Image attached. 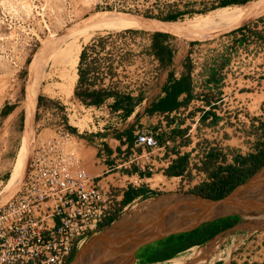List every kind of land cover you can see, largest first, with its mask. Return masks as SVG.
Listing matches in <instances>:
<instances>
[{
  "label": "crops",
  "instance_id": "1",
  "mask_svg": "<svg viewBox=\"0 0 264 264\" xmlns=\"http://www.w3.org/2000/svg\"><path fill=\"white\" fill-rule=\"evenodd\" d=\"M148 34L152 37L153 33ZM169 35L166 34V43L171 47L174 44ZM232 48L236 53H228ZM87 51L83 47L80 52L72 94L80 88L89 92L101 90L104 98L94 106L110 104L122 122L120 126H100L102 121L95 113L87 123V133L81 135L73 127L70 130L78 134L84 169L100 186L118 190L120 208L155 196L160 190L190 186L192 193L202 183L213 180L211 172L217 167L235 164L236 157L255 151L261 139L257 125L264 121V77L253 75L255 70L247 66L246 56L264 55V18L236 26L218 42L171 49V60L159 68L158 76L143 89L129 93L122 92V82L117 86L114 82L112 70L117 63H112L105 53L94 57L95 54L88 56ZM120 64L125 65L122 61ZM183 75L188 76L189 88L178 95V106L154 109L165 96L164 86ZM42 107L48 109L47 100ZM12 113L13 109L4 110L5 116ZM32 119L33 116L29 126L24 120V129L32 124L33 132ZM11 129L13 126H8ZM140 129L155 135L156 148L134 145ZM212 152L216 158L210 160ZM132 153L138 159L125 163ZM154 181L158 183L153 185ZM234 225L217 233H226L220 243L208 240L200 248L180 247L164 260L193 249L191 257L183 259L185 264H264V230L248 234L241 230L234 235L239 229ZM164 240L138 250L135 261H140L138 252L149 253Z\"/></svg>",
  "mask_w": 264,
  "mask_h": 264
},
{
  "label": "rangeland",
  "instance_id": "2",
  "mask_svg": "<svg viewBox=\"0 0 264 264\" xmlns=\"http://www.w3.org/2000/svg\"><path fill=\"white\" fill-rule=\"evenodd\" d=\"M214 2L215 0H0V205L19 188L24 173L13 190L11 189L13 184L6 185L9 177L17 169L19 172L24 162L27 164L39 138L51 133L49 127L64 122L66 126L77 128L82 132L81 135H84L87 133V123L92 119L90 111L83 110L77 105L73 106L72 100L77 98L72 93L46 95L45 99L41 89L50 81L43 73L42 62L50 58L48 56L50 52L41 51L46 45H65L68 49L75 50L77 66L72 80L74 86L78 74V59L83 47L88 48L86 54L89 56L95 54L94 57L104 52L102 48L105 45L109 47L107 51L111 50L113 53L126 49L127 60H134L136 52L132 50L133 46L109 45L108 41L103 39L104 36L121 34L125 30L151 33L164 31L163 33L170 34L169 39L174 44L171 49H185L203 43L218 42L222 36L229 35L235 30L236 26L264 18V2H258L253 4L247 15L233 23L227 20L202 23L211 11L237 13L239 6L242 5L229 4L211 9L215 5ZM146 12L161 16L170 12H182V15L173 21L164 22L146 16ZM92 39H95L94 46L90 45ZM263 64L264 57L261 56L256 60L253 75L264 77ZM30 85L39 86V89L38 94H34L31 109L28 110L25 109L24 97ZM46 100L48 109L42 107ZM11 109H13L12 115L5 116L4 110ZM31 116H33V132L32 124L29 129L28 127L24 129V120L27 122L25 126H29ZM8 126H13L14 129L8 130ZM78 154L82 157V148H79ZM25 169L24 167V172ZM157 183L154 181L153 185ZM178 193H190V186L172 191L160 190L155 196L150 197L148 203ZM239 217V221L234 225L239 229L234 235L242 228L253 227V224ZM107 229L111 228L107 227ZM106 230L100 231L103 232L101 237L107 233ZM259 230H264V224L258 227L254 225L253 231ZM192 253L193 249H189L175 257L186 259L191 257ZM170 262L171 259L147 263L134 261L133 264Z\"/></svg>",
  "mask_w": 264,
  "mask_h": 264
},
{
  "label": "built area",
  "instance_id": "3",
  "mask_svg": "<svg viewBox=\"0 0 264 264\" xmlns=\"http://www.w3.org/2000/svg\"><path fill=\"white\" fill-rule=\"evenodd\" d=\"M148 33L125 30L103 38L109 45L130 44L136 52L134 60H127L126 49L113 53L107 51V45L102 48L105 57L117 63L113 79L116 86L122 82V92L139 91L158 76L161 65L151 50L152 37ZM92 40L90 45L95 43ZM231 53L236 51L232 48ZM251 57L246 56L247 66L253 70L256 58ZM121 61L125 64L122 67ZM72 101L73 106L91 115L96 113L102 121L100 126L121 125L122 118L110 104L94 106L78 99ZM49 128L51 133L39 138L33 147L21 185L0 205V264H67L84 243L123 211L118 190L100 186L84 169L78 154V134L64 122ZM134 145L156 148L158 140L151 132L140 129ZM137 159L132 153L125 163L132 164Z\"/></svg>",
  "mask_w": 264,
  "mask_h": 264
},
{
  "label": "water",
  "instance_id": "4",
  "mask_svg": "<svg viewBox=\"0 0 264 264\" xmlns=\"http://www.w3.org/2000/svg\"><path fill=\"white\" fill-rule=\"evenodd\" d=\"M258 213H264V164L219 199L178 193L176 199L156 205L137 224L106 242L100 238L110 224L105 226L67 264H133L138 250L169 236L190 232L227 216Z\"/></svg>",
  "mask_w": 264,
  "mask_h": 264
},
{
  "label": "trees",
  "instance_id": "5",
  "mask_svg": "<svg viewBox=\"0 0 264 264\" xmlns=\"http://www.w3.org/2000/svg\"><path fill=\"white\" fill-rule=\"evenodd\" d=\"M248 0H220L218 4L212 6L211 9L227 6L229 4H243ZM182 15V12H170L165 16L147 14L148 17L158 18L160 21L169 22ZM151 50L158 58L160 65L163 66L170 62L172 57L171 47L166 43V33L154 32L152 34ZM189 88L188 76L183 75L178 80L164 86L165 96L154 105L157 110L173 109L178 106L177 97ZM75 97L85 105H94L102 102L104 94L101 90L89 92L87 88H80L74 92ZM258 129L261 133V139L255 145V151L247 156H238L235 164L217 167L212 173L213 180L211 182L202 183L199 187L192 190L194 194L202 195L211 199H219L230 192L236 185L247 180L254 172H256L264 164V121L258 122ZM71 129V128H70ZM216 153L212 152L208 159L213 160ZM238 215H231L214 222L206 223L190 232L172 235L162 244L151 250L149 253L142 255L138 252L140 261L143 263L161 261L173 256L180 247H189L192 245H201L212 238L217 233L232 227L239 221ZM162 240L158 241L161 242ZM156 242V243H158ZM152 245V244H151ZM150 246V245H148ZM74 255L70 258H73Z\"/></svg>",
  "mask_w": 264,
  "mask_h": 264
},
{
  "label": "bare ground",
  "instance_id": "6",
  "mask_svg": "<svg viewBox=\"0 0 264 264\" xmlns=\"http://www.w3.org/2000/svg\"><path fill=\"white\" fill-rule=\"evenodd\" d=\"M258 2H264V0L248 1L245 4L239 6L237 13L226 14L224 12L211 11L209 12L208 16L206 15L207 17L205 20L202 21V23L207 21L218 22L220 20H227L229 23H233L247 15L253 4ZM46 50L50 52V54H48L50 58L46 62H42L44 69L43 73L45 74V77L50 81V83L48 85L42 86L43 88L41 89V92L47 96H51L53 94L58 93L69 95L70 93H72V80L74 78L77 66V54L75 50L68 49L65 45L51 46V44L46 45L41 52L44 53L46 52ZM38 89L39 86H28L25 95V109H31L34 94H38ZM25 165L27 164L24 162L19 172H17V169L16 172H14L11 177H9V180L6 185L9 184L12 186L13 184V186L11 187L12 190L20 182L22 174L24 173V167L26 168ZM177 197L178 194L167 195L165 197H160L151 204L148 203L151 198H148V200L144 199L130 203L123 209L122 213L119 215L117 220H115L113 223H111L110 226H108L111 229H107V233L102 236L103 238H100H102L103 240L105 238L104 242H106L107 240L109 241V239H113L114 237H116V235L122 233V230L129 229L132 225L137 224L142 219V217L152 211L156 207V205L174 200ZM242 218L243 220H245V222L248 221V223L253 224V227L244 226L246 228H242V230H245L247 234L251 233L254 230V225H257L258 227L261 224H264V213L244 215ZM236 229L238 228L236 227ZM222 236V234H217L211 239H209V242L220 243ZM194 247L199 248L200 246ZM185 262L186 261H183V259L174 257L171 259V262L167 264H185Z\"/></svg>",
  "mask_w": 264,
  "mask_h": 264
}]
</instances>
